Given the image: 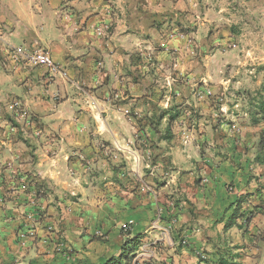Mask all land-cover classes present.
Returning a JSON list of instances; mask_svg holds the SVG:
<instances>
[{"label":"crops","instance_id":"crops-1","mask_svg":"<svg viewBox=\"0 0 264 264\" xmlns=\"http://www.w3.org/2000/svg\"><path fill=\"white\" fill-rule=\"evenodd\" d=\"M15 4L0 0V36L46 50L67 77L17 66L0 46L23 86L0 99V264H105L135 238L132 264H264V0ZM228 41L242 57L206 73L203 48ZM173 70L209 80L218 101L242 94L251 113L224 101L231 123L182 114L159 139L154 111L197 105Z\"/></svg>","mask_w":264,"mask_h":264},{"label":"rangeland","instance_id":"rangeland-1","mask_svg":"<svg viewBox=\"0 0 264 264\" xmlns=\"http://www.w3.org/2000/svg\"><path fill=\"white\" fill-rule=\"evenodd\" d=\"M4 4L8 7H11V9H14L16 7L15 4V0H4ZM38 15L36 14V18L35 20L38 21ZM39 22V21H38ZM24 25H28L27 21L22 20V22L20 23V26H22V28L24 27ZM226 39V38H225ZM13 42L15 43L13 45V47H19L18 45L20 44V40H13ZM3 43L2 41L0 42V46ZM5 48H7L6 50H8V46L4 45ZM164 46V45H163ZM164 48V47H163ZM204 49V53L202 54L201 57L199 58V64L201 65V67L203 68L204 71H206V73H214L216 70H218V66L220 64L224 63V67H223V72H221V74L223 75L224 73H226V71L228 72V67L226 70V66H227V60L228 57L227 54L230 52H234L235 56H240L242 57V53H240V51L242 52V48H239L238 45L236 43H233L232 41H228V43L226 45H220L217 47H213V45H210V43L208 42L206 44V46L203 48ZM8 52V51H7ZM244 52V51H243ZM172 57L174 56L173 53L171 52ZM215 55H218V57L216 58ZM4 59L8 60L7 56L3 57ZM238 59V58H237ZM221 66V65H220ZM230 68V66H229ZM162 69V68H161ZM170 69V68H169ZM172 69V66H171ZM164 70V69H162ZM11 71H13V69H11ZM230 71V70H229ZM10 75V83L7 82V76ZM170 81L173 83H178L180 85H186L187 88H191L192 89V96L195 98V100H197V105L194 103H192V105L190 104H186L185 106H183L182 108V112L183 114H185L184 116L186 118H192V119H196V120H204L206 119L207 121H210V125L213 124L214 129H218L221 126V121H224V123L227 125L228 123H231L233 119V114H231V117L226 115V111L222 108L218 107V104H222L224 103V101L231 105L232 107H234V100H237L238 104L240 105L238 109H233V112L235 113L236 116H240L244 118V113L246 111H248L249 113H251V110H248L246 103H244V100L246 99L245 97L242 96V94L240 95H235L236 97H232L229 96V98L225 99L222 98V101H218L217 98H221L220 96H215L213 95V93H211L209 87L212 86L211 83H209L210 81L208 80H204V79H194V80H190V78L188 77V75H183V74H179L178 71L173 70L170 74ZM23 92V86L22 83L20 82V80L15 77L14 74H9L3 66V62L2 59L0 58V99H4L7 100V102L9 101V97H11L10 99V103L13 102V99H16L15 96L19 95L21 96ZM8 97V98H7ZM232 101H228V100ZM206 101V102H205ZM201 102H204L201 106ZM9 104V103H8ZM207 106V107H206ZM245 106V107H243ZM203 107H206L205 109ZM214 108V110H217L215 113L210 111L209 109ZM220 110V112H219ZM232 112V113H233ZM231 113V110H230ZM240 119V118H239ZM166 121V120H165ZM231 128V126L229 127ZM237 132V131H235Z\"/></svg>","mask_w":264,"mask_h":264},{"label":"trees","instance_id":"trees-1","mask_svg":"<svg viewBox=\"0 0 264 264\" xmlns=\"http://www.w3.org/2000/svg\"><path fill=\"white\" fill-rule=\"evenodd\" d=\"M182 114L183 112L178 106H172L167 109L159 108L157 111L153 112V115L149 119L150 121L152 120V125L155 124L154 130L156 133H160L159 126L162 124V122L164 120L167 122V125L164 129V134L159 139L163 141H171L174 138V134L172 132L173 125L175 121H177L182 116ZM261 148H263L262 150L264 152V133L262 134ZM260 159L262 160V163H264V153L263 158L259 156L257 157V160L260 161ZM139 246L140 242L138 238L127 240L122 246L121 255L118 258H112L108 260L105 264H132V261L135 257V252ZM228 258H224V260L222 259L220 264H232Z\"/></svg>","mask_w":264,"mask_h":264},{"label":"built area","instance_id":"built-area-1","mask_svg":"<svg viewBox=\"0 0 264 264\" xmlns=\"http://www.w3.org/2000/svg\"><path fill=\"white\" fill-rule=\"evenodd\" d=\"M106 28L102 27V29H98V35H103V31H105ZM5 42L3 38L0 36V42ZM6 43V42H5ZM8 46L9 55L11 56L12 63L19 66L22 63H24L28 67H44L48 70L49 74H51L52 77L61 76L62 78H66L67 74L64 72L60 66L54 62L51 55L44 49L38 48L35 50H28L24 47H13L6 43ZM16 107L18 108V112L20 116H26V114L23 112L21 113L20 104H16ZM134 222H129L125 224L122 227V230L124 233H128L132 227ZM31 235H34L31 233ZM59 252L64 251V245L61 243L58 245Z\"/></svg>","mask_w":264,"mask_h":264}]
</instances>
